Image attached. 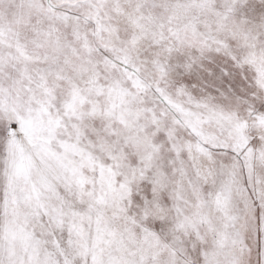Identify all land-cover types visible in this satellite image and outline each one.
<instances>
[{
    "label": "snow or ice",
    "instance_id": "1",
    "mask_svg": "<svg viewBox=\"0 0 264 264\" xmlns=\"http://www.w3.org/2000/svg\"><path fill=\"white\" fill-rule=\"evenodd\" d=\"M0 264H264V0H0Z\"/></svg>",
    "mask_w": 264,
    "mask_h": 264
}]
</instances>
